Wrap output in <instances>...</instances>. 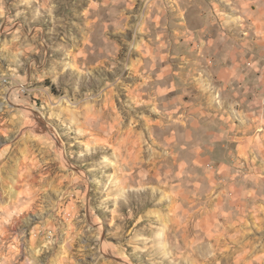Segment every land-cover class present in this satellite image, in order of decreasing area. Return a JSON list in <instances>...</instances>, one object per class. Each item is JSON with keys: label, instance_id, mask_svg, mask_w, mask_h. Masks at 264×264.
Masks as SVG:
<instances>
[{"label": "rangeland", "instance_id": "obj_1", "mask_svg": "<svg viewBox=\"0 0 264 264\" xmlns=\"http://www.w3.org/2000/svg\"><path fill=\"white\" fill-rule=\"evenodd\" d=\"M252 1L0 0V264H264Z\"/></svg>", "mask_w": 264, "mask_h": 264}, {"label": "crops", "instance_id": "obj_2", "mask_svg": "<svg viewBox=\"0 0 264 264\" xmlns=\"http://www.w3.org/2000/svg\"><path fill=\"white\" fill-rule=\"evenodd\" d=\"M252 3H255V4H257L256 5V12H255V15L256 16H261L260 14H259V9H260V6L261 5H263L264 4V0H253L252 1ZM239 18H241V19H243L242 17H239ZM256 21H254V23H255ZM257 29V28H256ZM240 31L242 32V33H244V30H241L240 29ZM227 35H226V33L225 32H222V34H221V37H224L223 38V42H221V40H217V42L216 43H221V45H223V49H231L230 47H231V44H232V42L230 41V39H228V38H225ZM241 44H244V43H241ZM245 58L244 59H242V58H238L237 56H232L231 55V53H229V55L228 56H224L223 57V60L222 61H219L220 63L219 64H224V65H228V64H244L245 63ZM219 70H221L220 71V73H218L217 74V76H218V78H221L222 80L224 79V77L225 76H227V77H232L234 74V70H230V68H227V69H223V68H221V69H219ZM226 72V73H225ZM231 79V78H230ZM215 97H217V96H215ZM215 103H216V105H218V99L217 98H215ZM218 109H220V107H218V106H216ZM225 110V109H224ZM239 111L238 110H236L235 109V111H232V113H231V109L229 108L227 111H225L224 113H223V115H220L221 113H217V115H220V119H223V120H227V121H229V120H232V117L235 115V113H238ZM233 125H234V122H233ZM232 130H233V128H231ZM230 129V130H231ZM216 135H218V134H216Z\"/></svg>", "mask_w": 264, "mask_h": 264}, {"label": "bare ground", "instance_id": "obj_3", "mask_svg": "<svg viewBox=\"0 0 264 264\" xmlns=\"http://www.w3.org/2000/svg\"><path fill=\"white\" fill-rule=\"evenodd\" d=\"M2 108V107H1ZM98 119V118H97ZM69 161V160H68Z\"/></svg>", "mask_w": 264, "mask_h": 264}]
</instances>
